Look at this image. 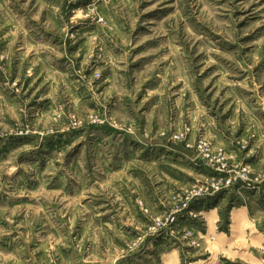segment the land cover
<instances>
[{
  "label": "rangeland",
  "instance_id": "1",
  "mask_svg": "<svg viewBox=\"0 0 264 264\" xmlns=\"http://www.w3.org/2000/svg\"><path fill=\"white\" fill-rule=\"evenodd\" d=\"M0 264H264V0H0Z\"/></svg>",
  "mask_w": 264,
  "mask_h": 264
}]
</instances>
